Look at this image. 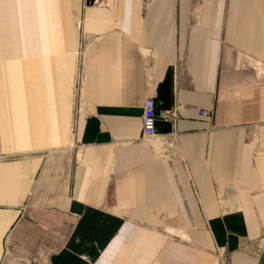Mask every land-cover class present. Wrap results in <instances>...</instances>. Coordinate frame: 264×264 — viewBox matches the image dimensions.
I'll return each mask as SVG.
<instances>
[{"label": "crops", "instance_id": "1", "mask_svg": "<svg viewBox=\"0 0 264 264\" xmlns=\"http://www.w3.org/2000/svg\"><path fill=\"white\" fill-rule=\"evenodd\" d=\"M220 249L264 264V0H0V264Z\"/></svg>", "mask_w": 264, "mask_h": 264}, {"label": "built area", "instance_id": "2", "mask_svg": "<svg viewBox=\"0 0 264 264\" xmlns=\"http://www.w3.org/2000/svg\"><path fill=\"white\" fill-rule=\"evenodd\" d=\"M111 0H96L97 4H108ZM176 112L177 110H172L169 112H166L162 117L165 121H174L176 118ZM200 113L202 116H209L210 112L207 109L200 110ZM157 120V114L155 111V103L154 100L151 98H148L145 101L144 109H143V116H142V131L143 136L146 139H153L157 136L155 131V123ZM219 263L220 264H229V255L226 250L220 249L217 252Z\"/></svg>", "mask_w": 264, "mask_h": 264}]
</instances>
